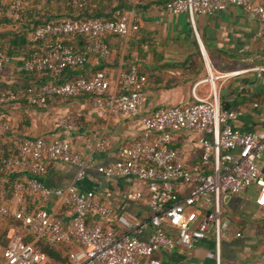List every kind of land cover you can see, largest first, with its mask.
Returning a JSON list of instances; mask_svg holds the SVG:
<instances>
[{"label": "built area", "instance_id": "obj_1", "mask_svg": "<svg viewBox=\"0 0 264 264\" xmlns=\"http://www.w3.org/2000/svg\"><path fill=\"white\" fill-rule=\"evenodd\" d=\"M24 0H6L2 11L5 18L19 20ZM76 3V1H73ZM237 6L257 22L256 38L264 47V0H169L164 9L172 15L185 13L192 21L195 15L211 16L227 6ZM137 24L129 13L118 14L113 20L49 21L34 27L27 35L31 43L45 44L44 50L33 51L24 59L21 69L30 73L59 77L64 70L81 68L86 53L103 57L107 53L104 38L108 35L126 37L136 32ZM79 36L86 42L80 49L70 42ZM197 39V35L195 34ZM60 38H66L63 42ZM199 47L202 53L201 45ZM8 55L0 52V70L8 62ZM210 90L205 97H196L184 106L159 107L149 115L139 118L141 133L138 139L121 147L116 160L97 167L105 178L122 177L137 179L144 184L149 211L150 233L145 240L140 234L146 224L133 221L123 214H116L109 206L76 190L74 184L85 175L86 162L71 151L66 140L49 142L41 137L24 138L18 154H0V164L24 175L13 181L7 190L15 204L4 201L6 191H0V217L22 222L50 244L77 247L67 255V264H161L159 254L180 245L190 250L195 243L212 234L214 264L219 262V215L221 196L228 197L251 185L257 187L254 203L264 206V172L258 168L264 151V127L257 131H239L230 122L240 116V111L223 109L219 103V90L214 81L229 78L252 70L264 75V67L234 70L222 75L212 74L206 63ZM264 81V76H263ZM146 77L134 66L121 71L117 77V91L109 94V83L102 71L88 77H79L59 84L44 83L25 89L27 105L38 109L47 107V97H75L88 94L92 107L101 117L136 115L144 101ZM17 94L10 89L0 90V105L17 101ZM258 117L264 123V100L253 102ZM56 126L66 132L75 123L59 118ZM9 130L0 122V136ZM179 130L201 134L199 160L184 167L179 151L170 146L173 134ZM93 147L102 151L107 146L103 136H92ZM44 161H59L75 167L73 184L49 188L39 179ZM33 196L42 201L54 198L70 213L69 225L44 208L29 210L20 204L21 195ZM141 193L125 192L124 200H139ZM201 205L202 207H198ZM114 220L121 228L115 232L109 225ZM0 258L4 264H49L47 257L32 243H26L15 233L7 236L5 246L0 245Z\"/></svg>", "mask_w": 264, "mask_h": 264}, {"label": "crops", "instance_id": "obj_2", "mask_svg": "<svg viewBox=\"0 0 264 264\" xmlns=\"http://www.w3.org/2000/svg\"><path fill=\"white\" fill-rule=\"evenodd\" d=\"M166 0H119L126 12L137 24V31L126 37L108 35L104 38L107 53L103 57L86 53V62L81 68L63 74L61 80L73 76L88 77L102 71L109 83V94L117 91V77L121 71L134 66L146 77L144 101L136 115L101 117L91 105L90 96L49 97L45 109L15 103L0 109V117L9 121L10 131L0 138V154H14L22 139L41 137L49 142L66 140L71 151L86 162L85 175L74 184L77 191L110 207L113 216L123 214L130 220L140 221L146 227L137 236L145 240L150 233L149 211L144 184L137 179L122 177L105 178L97 167L109 165L116 160L121 147L139 138V118L149 115L159 107L184 106L196 97L207 96L210 84L206 81V63L212 74L222 75L229 71L264 67V47L256 38L257 22L237 7L229 5L211 16L195 15L192 21L185 14L172 15L165 11ZM6 6V0H0ZM19 24H0V39L7 47L8 62L0 70V87L18 88L22 84L21 64L26 52ZM197 35V39L195 37ZM15 42L9 45V42ZM82 49L83 38L70 39ZM201 45L202 53L199 47ZM196 47L201 60L195 58ZM263 74L247 70L236 76L214 81L219 90V103L229 110L240 111V116L229 124L239 131H257L264 127L258 110L251 104L264 100ZM75 123L72 131L66 132L56 126L59 118ZM107 139L102 151L93 147L92 136ZM201 134L179 130L173 134L171 147L180 153V163L188 167L199 160ZM258 168L264 172V151ZM76 169L59 161H44L38 179L47 187H66L73 184ZM24 175L12 170L9 175H0L2 182L21 180ZM140 192L139 200H124L125 192ZM257 187L251 185L228 197L221 196L219 215V262L220 264H264V206H257L254 199ZM7 204H15L14 197L4 198ZM20 204L30 210L44 208L57 214L65 226L69 225V210L59 205L54 198L42 201L36 197L22 198ZM198 207H202L198 205ZM110 227L115 232L121 228L114 220ZM0 222V230L5 228ZM12 233L8 228L7 236ZM58 247H65L58 245ZM161 264H214V240L212 234L187 250L177 245L174 249L159 254ZM0 264H4L1 262Z\"/></svg>", "mask_w": 264, "mask_h": 264}, {"label": "trees", "instance_id": "obj_3", "mask_svg": "<svg viewBox=\"0 0 264 264\" xmlns=\"http://www.w3.org/2000/svg\"><path fill=\"white\" fill-rule=\"evenodd\" d=\"M61 1L63 4L61 9L56 7L52 13L42 14L43 18L38 19L36 16L37 10L31 9L33 8L32 5L29 6L30 0H24L23 4L21 5L20 11H19L18 21H12L10 19L5 18L2 11L5 9L7 5L4 6L0 4V24L2 23L6 24L8 22L19 24L21 31H23L22 36L26 37V39L23 38V40H26L24 41L25 44L23 46V49L26 52L24 59L28 58L29 55L33 51L45 49V44H42L39 42L31 43L27 41V35L34 27L42 25L49 21H58V20H70V21H88V20H93V19H99L102 21L113 20L116 18L118 14L125 13L126 12L125 7H127L125 6L124 3L122 2L119 3V0H61ZM73 1H76V3H73ZM167 1L169 0H166L164 4ZM3 37H4V34L0 33V39ZM78 38H81V37L76 36L70 39L75 40ZM59 40L64 42L66 38H60ZM13 43L15 42L10 41L9 45L10 44L12 45ZM9 49L10 47H7L3 42H0V52L1 53L6 54L9 51ZM194 56L199 61L201 60L200 53L197 47H196ZM128 69L129 67L126 70ZM68 71L70 70H64L59 77H53L47 74L30 73V72H26L22 70L23 81H22V84L18 86V88L6 86V87H0V90H4V89L12 90L14 93L17 94V97H18L16 103H22L28 107H32L26 104L25 99L23 97V95L25 94V89L31 86H38L44 83L59 84L64 81L73 80V79L82 77V76H76V77L73 76L67 80H61L63 74L65 75ZM58 98H63V97H58ZM48 99L49 97H47V102H48ZM5 106L7 105H0V109H3ZM32 108H36V107H32ZM222 108L229 110L226 106H223ZM0 122H5L9 127V130L0 136L1 138L3 135H5L6 133L10 131V125H9V121L5 117H2V116L0 117ZM17 154H18V149L12 155L15 156ZM3 155L7 156L9 154H3ZM12 170L13 169H8L0 164V175L2 176L4 174L9 175L11 174ZM12 182L13 181L9 179L1 183L0 191L1 190L6 191V195L4 198L6 197L9 198L10 196H12V193L7 190L8 185H10ZM21 197L26 198L28 196L23 194L21 195ZM31 211H34V210H31ZM0 222L5 223L6 225L5 228H2V230H0V245L1 246H5L7 242V231H8V228H11L12 232L15 234H18L24 242L32 243L33 246L37 250L43 253L47 257L49 264H67L68 263L67 261L68 252L77 247L75 243H71L67 247H58V245L50 244L42 236L35 237L34 233L29 229V227L25 226L22 222L15 221L9 217H0ZM1 262L3 261L0 258V263Z\"/></svg>", "mask_w": 264, "mask_h": 264}, {"label": "rangeland", "instance_id": "obj_4", "mask_svg": "<svg viewBox=\"0 0 264 264\" xmlns=\"http://www.w3.org/2000/svg\"><path fill=\"white\" fill-rule=\"evenodd\" d=\"M30 5L33 6L31 9L37 10L36 16L38 19L43 18L42 14L52 13L56 7L61 9L63 6L61 0H30Z\"/></svg>", "mask_w": 264, "mask_h": 264}]
</instances>
